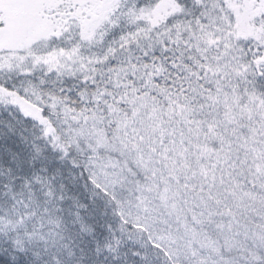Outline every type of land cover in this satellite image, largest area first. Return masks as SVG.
Instances as JSON below:
<instances>
[{
	"label": "snow or ice",
	"instance_id": "snow-or-ice-1",
	"mask_svg": "<svg viewBox=\"0 0 264 264\" xmlns=\"http://www.w3.org/2000/svg\"><path fill=\"white\" fill-rule=\"evenodd\" d=\"M0 264H264V0H0Z\"/></svg>",
	"mask_w": 264,
	"mask_h": 264
}]
</instances>
